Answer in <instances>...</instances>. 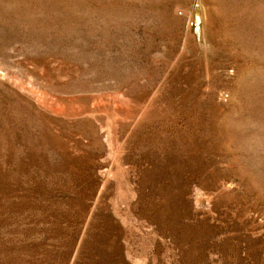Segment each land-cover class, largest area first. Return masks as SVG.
<instances>
[{
	"label": "rangeland",
	"instance_id": "374dc122",
	"mask_svg": "<svg viewBox=\"0 0 264 264\" xmlns=\"http://www.w3.org/2000/svg\"><path fill=\"white\" fill-rule=\"evenodd\" d=\"M0 264H264V0H0Z\"/></svg>",
	"mask_w": 264,
	"mask_h": 264
},
{
	"label": "built area",
	"instance_id": "2783aa9c",
	"mask_svg": "<svg viewBox=\"0 0 264 264\" xmlns=\"http://www.w3.org/2000/svg\"><path fill=\"white\" fill-rule=\"evenodd\" d=\"M179 13L180 14H184L183 11H181V10L179 11ZM195 23H196V20L195 19L188 20V25L190 27H193L195 25Z\"/></svg>",
	"mask_w": 264,
	"mask_h": 264
}]
</instances>
